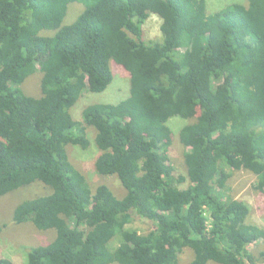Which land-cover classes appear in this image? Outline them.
Returning a JSON list of instances; mask_svg holds the SVG:
<instances>
[{
	"label": "trees",
	"instance_id": "trees-1",
	"mask_svg": "<svg viewBox=\"0 0 264 264\" xmlns=\"http://www.w3.org/2000/svg\"><path fill=\"white\" fill-rule=\"evenodd\" d=\"M72 4L82 12L63 25ZM229 4L208 13L206 0H0V197L49 187L12 221L55 231L26 264H179L183 251L189 264H256L264 229L214 189L226 187V170L248 171L264 194V0ZM152 15L160 40L149 42ZM111 64L127 74V96L73 120L86 91L112 83ZM33 76L39 97L21 88ZM88 128L94 168L119 179L122 198L106 185L93 192L68 159L66 146H91ZM175 139L182 175L170 162ZM138 218L148 233L126 228Z\"/></svg>",
	"mask_w": 264,
	"mask_h": 264
},
{
	"label": "rangeland",
	"instance_id": "rangeland-1",
	"mask_svg": "<svg viewBox=\"0 0 264 264\" xmlns=\"http://www.w3.org/2000/svg\"><path fill=\"white\" fill-rule=\"evenodd\" d=\"M207 12L212 13L226 8L231 2L245 3V0H206ZM80 4H72L69 6L63 25L73 23L80 12ZM230 5V4H229ZM211 10V11H209ZM80 12V13H79ZM160 20L154 15L150 16L148 21L143 25V36L146 41L160 40L159 24ZM113 73V81L108 88L100 94H88L87 91L81 97L79 102L70 110L73 120L81 121V110L91 103H105L115 104L127 96L124 83L127 82L128 77L123 73L122 69L116 65H110ZM39 73V71H38ZM35 74V73H34ZM33 74V75H34ZM38 75V74H37ZM38 76H33V79L26 81L21 85L22 90L27 91L29 96L39 97L40 91L34 83L37 82ZM33 81L32 85H30ZM30 85V86H29ZM25 92V94H27ZM27 94V95H28ZM90 95V96H89ZM179 127L173 126L176 130ZM95 131L93 128L87 129V137L90 140L91 146L87 150H81L77 146H66V152L69 161L73 166L79 170L88 180L91 190L100 185H106L114 193L117 198H122L125 195V190L122 187L119 179L116 176H101L95 168L94 163L99 155L98 149L93 144ZM178 142L174 141L170 156V162L176 167L178 173L185 174L186 168L183 160V147H180ZM185 150V149H184ZM230 177L226 182V187L217 189L216 194L221 201L227 199L239 200L249 209V217L247 222L264 229V194L255 190L256 177L248 171L230 172ZM187 184H185V187ZM49 187H45L40 182H34L29 186L20 188L15 192L9 193L0 197V226H4L0 232V258H10L15 264H26L27 253L35 247L45 246L51 243L55 238V231L53 229L41 231L34 227L30 222L24 224H15L12 221L13 210L16 206L25 200H30L38 196L49 193ZM129 231H137L140 234H145L150 231V225L141 219H134L131 224L126 227ZM121 243L120 236L114 237L110 241V249L113 250ZM252 255L257 260L256 264H264V240L260 241L252 250ZM25 254V256H24ZM191 252L183 251L179 255V264H189L192 259ZM214 264V263H208Z\"/></svg>",
	"mask_w": 264,
	"mask_h": 264
}]
</instances>
